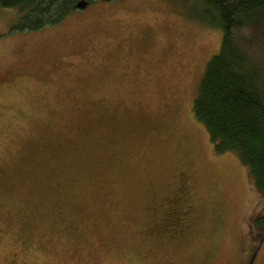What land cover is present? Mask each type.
Here are the masks:
<instances>
[{
    "label": "rangeland",
    "instance_id": "1",
    "mask_svg": "<svg viewBox=\"0 0 264 264\" xmlns=\"http://www.w3.org/2000/svg\"><path fill=\"white\" fill-rule=\"evenodd\" d=\"M215 16L95 1L18 32L0 8V264H264V201L191 114Z\"/></svg>",
    "mask_w": 264,
    "mask_h": 264
},
{
    "label": "trees",
    "instance_id": "2",
    "mask_svg": "<svg viewBox=\"0 0 264 264\" xmlns=\"http://www.w3.org/2000/svg\"><path fill=\"white\" fill-rule=\"evenodd\" d=\"M95 1L115 0H0V8H15L12 29L29 32L57 26ZM206 1L216 11L213 24L222 40L202 73L191 114L213 153L235 154L264 201V0ZM186 195L184 210L191 212ZM249 252L245 264L252 260Z\"/></svg>",
    "mask_w": 264,
    "mask_h": 264
},
{
    "label": "flooded vegetation",
    "instance_id": "3",
    "mask_svg": "<svg viewBox=\"0 0 264 264\" xmlns=\"http://www.w3.org/2000/svg\"><path fill=\"white\" fill-rule=\"evenodd\" d=\"M181 176H183V174H181ZM179 181L183 182V179L181 177H179ZM187 194V193H186ZM187 197V196H186ZM167 204H170V202H167ZM186 206V205H185Z\"/></svg>",
    "mask_w": 264,
    "mask_h": 264
}]
</instances>
